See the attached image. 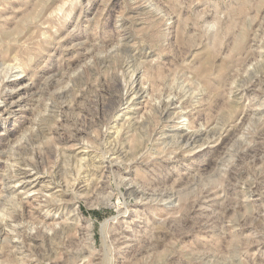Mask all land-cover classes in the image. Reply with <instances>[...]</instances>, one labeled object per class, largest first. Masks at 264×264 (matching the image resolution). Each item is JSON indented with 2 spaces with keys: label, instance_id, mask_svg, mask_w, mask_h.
Returning a JSON list of instances; mask_svg holds the SVG:
<instances>
[{
  "label": "rangeland",
  "instance_id": "rangeland-1",
  "mask_svg": "<svg viewBox=\"0 0 264 264\" xmlns=\"http://www.w3.org/2000/svg\"><path fill=\"white\" fill-rule=\"evenodd\" d=\"M0 264H264V0H0Z\"/></svg>",
  "mask_w": 264,
  "mask_h": 264
},
{
  "label": "bare ground",
  "instance_id": "bare-ground-1",
  "mask_svg": "<svg viewBox=\"0 0 264 264\" xmlns=\"http://www.w3.org/2000/svg\"><path fill=\"white\" fill-rule=\"evenodd\" d=\"M136 82H137V81H136ZM134 83H135V82H134ZM134 83H133V84H134ZM135 86H136V85H135ZM129 92H132V89H131ZM138 92H139V91H138ZM138 92H136V93H138ZM139 93H140V92H139ZM126 96H128V93H127ZM167 114H168V113H167ZM169 118H170V117H169ZM182 120H183V119H182ZM177 128H178V127H177ZM174 129H175V128H174ZM179 129H180V127H179ZM185 133H186V132H185ZM185 133H184V134H185ZM191 134H192V133H191ZM188 135H189V134H188ZM192 136H193V135H192ZM182 137H183V136H182ZM193 137H194V136H193ZM184 138H185V137H184ZM186 138H187V137H186ZM188 138H189V137H188ZM184 144H185V143H184ZM107 170H108V169H107ZM24 175H25V176H23L22 179L19 181L20 183H19V185H18V186H19L18 188H19L20 190H24V191H25V190H26V189H25V187H26L25 184L28 182V180H27L28 175H27L26 173H25ZM33 178H34V177H33ZM29 180H31V179H29ZM66 185H67V184H66ZM65 188H66V187H65ZM17 190H18V189H17ZM61 195H63V193H62ZM52 197H53V196H51V198H52ZM52 200H53V199H52ZM58 202H59V201H58ZM55 203H56V202H55ZM61 231H62V230H61ZM54 232H55V231H54ZM28 235H29V234H28ZM31 236H32V235H31Z\"/></svg>",
  "mask_w": 264,
  "mask_h": 264
}]
</instances>
